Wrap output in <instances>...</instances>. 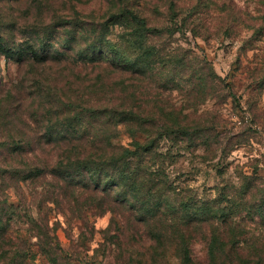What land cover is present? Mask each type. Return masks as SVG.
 Returning <instances> with one entry per match:
<instances>
[{
  "label": "rangeland",
  "instance_id": "rangeland-1",
  "mask_svg": "<svg viewBox=\"0 0 264 264\" xmlns=\"http://www.w3.org/2000/svg\"><path fill=\"white\" fill-rule=\"evenodd\" d=\"M171 2L176 4L175 11L170 10ZM126 4L148 19L152 28L170 30L155 41L177 55L176 61L183 59L186 64L177 69L173 65L165 72L167 78L178 80L174 88L179 90L172 92L169 85L157 90L151 79L143 85L147 108L152 107L156 94L164 107L184 110L178 118L190 131L201 130L194 134L192 142L174 136L172 140L168 137L160 141L158 152L165 159L166 173L176 189L175 197L185 200L196 196L212 204L221 198V193L233 196L247 181L264 192V0H126ZM112 7H119L116 0H0V35L20 45L40 36L54 22L55 15L71 19L78 14L87 22H98ZM122 29L113 30V41H117ZM200 68L205 76L210 70L215 74V86L206 101H201L197 96L202 94L192 91L188 84V79ZM122 81L107 64L98 68L63 60L29 65L0 54L3 89L0 97L20 91L28 97L24 111L18 113L19 120L0 128V141L8 134L17 139L34 137L30 109L36 106L30 93L36 92L35 88L99 103L120 96ZM134 81L129 77V82ZM102 93H108V99ZM135 140L138 139L120 127L113 143L132 149ZM34 150L39 159L31 149H26L25 163L21 159L14 166L27 172L29 163L39 164L42 158L51 160L52 150L44 153L36 144ZM3 158L4 154H0L2 162ZM6 167L0 163V210L14 211L10 229L14 240L8 235L0 238V253L10 246H25L34 257L26 264H53L40 253L45 244L43 238L32 236L39 233H34L33 222L47 229L43 230L46 246L50 237L60 246L61 259L57 264H135L129 262L131 252L148 253L151 243L145 227L130 220L126 209L121 214L117 208L91 203L74 211L63 193L58 205L49 203L47 199L54 192H62L58 184L50 178L35 182L12 180L2 172ZM4 198H7L6 206ZM85 198L86 195L81 196V201ZM9 217L6 214L4 220L8 221ZM253 220L251 223L244 214L233 218L232 225H228H239L244 231V237L237 240L246 247L245 255L252 246H264V220L256 216ZM169 248L166 263L180 264L176 246ZM190 249L198 262L206 260L203 241L194 240ZM0 264L9 261L0 255Z\"/></svg>",
  "mask_w": 264,
  "mask_h": 264
},
{
  "label": "trees",
  "instance_id": "trees-1",
  "mask_svg": "<svg viewBox=\"0 0 264 264\" xmlns=\"http://www.w3.org/2000/svg\"><path fill=\"white\" fill-rule=\"evenodd\" d=\"M116 2L119 7H112L98 22H87L78 14L71 19L55 15L54 22L47 25L43 33L38 34L40 36L20 45L0 35V54L18 63L34 65L72 60L98 68L107 64L123 80L119 84L122 87L118 91L120 96L99 103L35 88L36 92H31L30 96L36 108L32 107L30 114L31 127L36 133L33 138L21 139L8 134L0 141V148H3L0 154H4L0 163L7 166L2 172L22 182L52 179L62 192H54L47 201L58 205L63 193L67 205L74 211L96 203L108 209L117 208L121 214L130 212L129 219L145 227L151 244L147 254L131 252L129 262L165 264L169 246L175 245L180 264H264V246H252L245 255L246 247L240 246L237 240L244 237V231L239 225L228 226L232 225L233 218L244 214L249 216L251 223L255 216L264 220V192L256 184L247 181L242 189L233 192V196L221 193V198L213 200L212 204L196 196L185 200L175 197L176 189L166 173L165 159L158 152L160 141L168 137L172 140L174 136L186 137L192 142L194 134L201 130L190 131L178 118L184 110L164 107L156 94L152 107L147 108L143 85L151 79L157 84V90L166 89L164 85H169L172 92L179 90L174 88L178 80L167 78L165 72L173 65L177 69L186 64L183 59L176 61L177 55L155 41L170 30L152 28L148 19L128 7L126 0ZM170 6V10L175 11L176 4L171 2ZM118 27H123V33L113 41L111 35ZM202 72L201 68L196 70L188 84L192 91L202 94L197 96L201 101H206L215 86V74L210 70L205 76ZM129 77L135 81L129 82ZM2 90L0 87V94ZM106 94L102 93L108 99L109 94ZM27 104L28 97H24L22 91L8 92L0 97V128L15 124L19 120L18 113H22ZM120 127L138 139L133 141L132 149L114 146L113 139ZM35 144L44 153L52 150L51 160L42 158L39 164L29 163L27 172L16 168L14 165L21 159L25 163L26 149H31L39 159ZM83 195L86 198L81 201ZM6 204L7 198H4ZM6 214L10 215L8 221L4 220ZM12 214L14 211L0 210V238L8 235L13 241ZM33 226L36 227L34 233H39L32 236L43 238L45 244L40 248L41 255L57 264L61 248L55 244V238L50 237L46 246L47 237L43 233L46 228L34 222ZM198 239L206 244L205 261L194 259L190 249L192 242ZM0 255L9 264H26L34 258L25 246H10Z\"/></svg>",
  "mask_w": 264,
  "mask_h": 264
}]
</instances>
